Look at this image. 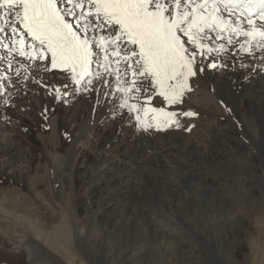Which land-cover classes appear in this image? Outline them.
Listing matches in <instances>:
<instances>
[{"label":"rangeland","instance_id":"rangeland-1","mask_svg":"<svg viewBox=\"0 0 264 264\" xmlns=\"http://www.w3.org/2000/svg\"><path fill=\"white\" fill-rule=\"evenodd\" d=\"M21 63L31 62L18 55L0 60V72L12 77L0 93V199L3 193L18 197L22 214L47 225L48 232L63 221L83 231L80 242L66 228L86 257L96 254L94 264H257L263 259L264 75L245 81L244 70H213L225 83H249L244 96L253 95L261 105L255 118L238 114L234 94L228 96L234 88L217 86L231 112L199 114L193 123L182 119L185 128L194 125L191 131L134 136L124 119H104V107L93 115L94 93L58 103L34 80L43 76L48 83H65L63 74L21 68L17 76ZM193 79L185 96L194 93L196 103L204 105L205 85ZM242 223L251 226L246 252L238 250ZM2 225L12 233H0V264H22L13 255L20 256L15 249L26 228Z\"/></svg>","mask_w":264,"mask_h":264},{"label":"snow or ice","instance_id":"snow-or-ice-1","mask_svg":"<svg viewBox=\"0 0 264 264\" xmlns=\"http://www.w3.org/2000/svg\"><path fill=\"white\" fill-rule=\"evenodd\" d=\"M17 55L31 62L17 76L63 74L65 83L34 80L58 103L94 93L93 115L104 107V119H124L134 136L191 131L181 120L198 113L175 106L193 78L264 75V0H0V60ZM11 79L0 72V93Z\"/></svg>","mask_w":264,"mask_h":264},{"label":"bare ground","instance_id":"bare-ground-1","mask_svg":"<svg viewBox=\"0 0 264 264\" xmlns=\"http://www.w3.org/2000/svg\"><path fill=\"white\" fill-rule=\"evenodd\" d=\"M221 71H223V70H221ZM228 71H231V70H227V72ZM198 78L205 85V90H202V91H203L204 95L207 93L206 96L203 97V98H205L204 101L206 104H204V105L197 104L199 97L195 98L194 93H192V94L190 93V95L184 97V102H183L184 105L183 106L179 105L176 107H179L183 111H187L188 110L187 105L188 106L193 105L192 107H194V109L192 111L197 112L198 115L199 114H207V116L208 115L211 116V115H213V112H216V111L218 113H221L224 115L225 113H228V108H230V106L229 107L227 106V108H226L224 100L217 93V91H218L217 86H223V89H221L222 91L225 90V87H226V89H228V88H234L235 89V92H233L231 90L229 92L228 96L234 94L232 99H233V102L236 103V108L238 109L237 110L238 114L240 113V116H242V114H243L242 119H244V115H250V116L255 118V117H257L256 113L261 111V105L259 104L257 99L254 98L253 95L244 96V94H243V90L245 88L244 86L248 85L249 83L248 84L247 83L242 84L241 82L240 83H233L231 81L225 83L221 79L216 78V76L213 73V70L212 71H206L203 76H198L197 79ZM193 80L197 82V80H195V79H193ZM200 87H201V85H200ZM197 89H198V87H197ZM201 100L203 101V99H201ZM222 101H223V103H222ZM153 103H155V101ZM229 103H231V102H229ZM99 118H97V119H99ZM191 118L189 119L188 117H184L182 119H183V121L185 119H187V120L189 119V121H190ZM224 119H226V117ZM219 120H221V119H219ZM226 121H227V119H226ZM193 122L194 121H192V123ZM192 123H190V125H193ZM34 192H36V191H34ZM54 196H56V194ZM57 196H59L58 193H57ZM42 198H44V196H42ZM59 198H60V196H59ZM59 198L57 197V199H59ZM18 199L19 198L15 197L14 195H13V197H11V195L9 193H3V198L0 199V233L5 232L3 234L9 235L11 237L12 232H10L9 230H6L4 228L5 226L2 225L3 223H5L6 226H8L9 223L10 224L16 223L17 226L20 225L23 228H26L25 230L27 231V236L25 235V236H23V238H21L17 248L15 249L16 253L17 252L19 253V251H20V256L18 254L13 255V258L15 260L20 258L22 264L25 263L26 260L30 264H42V263L43 264H52V262H55V264H94L93 263V257H96L95 253H93V255L91 256L92 258L90 260V257H86L80 251V246H79L78 242H76L74 240V243H72V237L70 236V234L73 235V232H75L76 237L78 236L79 239L82 238L80 240V242H81L82 240H84L83 239V231L77 230L76 227L75 228L70 227L71 225H69V227H67L66 226L67 223H65V221H63L61 224V227H60V225H58L54 231L48 232L46 229L47 225H45L44 228L40 227V225L34 221L35 220L34 218H31L26 213L22 214L21 210L24 206L19 203ZM59 200H61V199H59ZM49 202H50V200H49ZM22 220L26 221V223L30 227L29 229L26 227L25 223L22 222ZM240 226H239V228H241V230H242V233H241L242 238H240L241 241L238 240L239 241L238 250L241 252H246L249 249H251L250 246H248V240L246 239L247 236L250 235L249 230H251V226H250V224H247V223H246V225L244 223H242ZM66 228L69 229L70 234ZM262 229H264V226ZM39 239L41 241L43 240V242L45 244L40 243ZM38 252H40V254H38ZM87 252H89V251H87ZM246 254H245L244 258L248 259L249 255H246ZM23 255H25V259L22 258ZM262 257H263V259L261 261H259L257 264H264V255H262Z\"/></svg>","mask_w":264,"mask_h":264}]
</instances>
